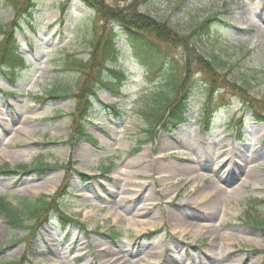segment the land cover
<instances>
[{"label": "rangeland", "instance_id": "obj_1", "mask_svg": "<svg viewBox=\"0 0 264 264\" xmlns=\"http://www.w3.org/2000/svg\"><path fill=\"white\" fill-rule=\"evenodd\" d=\"M103 1L136 4L181 40L189 41L200 23L213 19L208 37L189 42L214 59L217 92L207 101L212 80L195 67L186 123L172 132L161 129L146 142L149 124L142 111L167 94L166 68L177 69L181 78L182 46L153 33L129 39L119 23L106 24L83 0H20L18 7L0 0V22L15 27L21 54L31 63L18 79L0 72V168L16 170L0 172V196L27 212L38 197L59 194L66 185L61 208L87 225L64 228L53 210L50 223L29 238L28 214L18 228L0 215V264L24 255L28 264H264V204L253 206L264 200V120L254 119L249 107L260 105L264 118V0ZM110 26L120 33L121 51L110 67L124 70L126 80L121 93L102 89L93 99L86 129L98 143L81 139L70 147L83 76L69 62L88 63L95 35H110ZM134 39L154 63L163 60L162 70L152 74L135 59ZM229 70L227 81L239 90L226 88ZM107 76L119 80L112 71ZM53 91L58 97H49ZM166 154L171 158L162 159ZM41 161L67 169H17ZM201 196L199 204L190 203ZM181 221L190 223L188 231L179 228ZM114 230L120 237H113Z\"/></svg>", "mask_w": 264, "mask_h": 264}, {"label": "trees", "instance_id": "obj_2", "mask_svg": "<svg viewBox=\"0 0 264 264\" xmlns=\"http://www.w3.org/2000/svg\"><path fill=\"white\" fill-rule=\"evenodd\" d=\"M146 1V0H143ZM15 3H18L16 1ZM86 3L96 9V12L100 15L102 20L108 23H119L125 28L129 35L134 36L137 32L139 33H153V35L164 42H169L172 44H178L184 48L185 51V63L183 66V71L181 73V78L179 77V71L177 69L168 68L165 71V87L168 89L167 94L161 95L159 100H156V106L144 112L146 118L149 121V138L153 139L158 133L160 128H174L185 120V113L188 110V100L190 98L189 89L195 84L193 71L195 67H198L203 73H207L212 80V89L210 93L213 94L217 91L216 81L219 78L216 75V67L214 64V59L209 58V60L201 54V49L191 48L190 39L192 44H197V41H201L203 36H209L211 34V19H207L203 23H200L189 36L184 37V40L174 38L173 30L170 29L166 22H156L151 19L150 16L142 13L136 4H131L126 7H113L108 5L103 0H86ZM106 25H103V28ZM111 27V26H110ZM96 34V33H95ZM117 32L115 28H110V35L106 36L103 31L98 37L95 35V39L91 42L92 44V56L88 63L82 61L81 59H71L70 63H75L78 65V69L82 72L83 79L80 82L78 93L75 96L78 99V106L73 114V132L71 135V140L78 141L80 139L91 140V135L87 133L85 124L89 119V115L93 110V96H98L99 90L101 88H114L117 82L110 80L105 76V72L112 71L116 74V78L124 76L122 71H117L118 69L111 68L110 63H115L119 59L120 52L115 46ZM0 63L1 65L9 66V72L18 74L21 70L23 63L25 61L19 53L17 52L16 40L13 32H8L7 26L0 22ZM196 36H199V40H196ZM193 37L195 40H192ZM133 48L136 50L137 54L141 56L146 62H149L151 67L158 66L156 70H161L163 66V60L160 62H155L153 59H149L148 55L143 53L140 47L133 42ZM162 62V64H160ZM230 76V70L227 71L223 80L225 82L226 88L239 90L240 88L235 82L227 81ZM120 77V81H121ZM119 83V82H118ZM121 83V82H120ZM57 94L56 91L51 92V95ZM242 96V95H241ZM244 102L245 98L242 96ZM45 99V98H44ZM250 102V101H248ZM249 106V105H248ZM255 109V117L257 119H263L262 107L260 105H250ZM49 164L41 163L38 167L45 168ZM22 169H26L27 166H22ZM59 195V194H57ZM60 199H56L54 196H43L39 197L34 203L28 205L27 212L15 205L7 197H0V213L6 215L9 222L13 226H21L25 222V216L28 214L31 218L35 219L34 224L31 226L33 233L36 232L41 226H43L49 219V210L55 209L62 218H67L65 212L59 210ZM264 204L263 200H255L253 206L258 207ZM51 208V209H49ZM253 218V216H252ZM255 223L261 225V221L253 218ZM69 221H72L68 217Z\"/></svg>", "mask_w": 264, "mask_h": 264}, {"label": "bare ground", "instance_id": "obj_3", "mask_svg": "<svg viewBox=\"0 0 264 264\" xmlns=\"http://www.w3.org/2000/svg\"><path fill=\"white\" fill-rule=\"evenodd\" d=\"M171 146H172V144H171ZM162 159H164V160H167V159H169V158H171L170 157V155H164V156H162L161 157ZM171 171H169L168 173L170 174L169 175V178H172V175H173V173L175 172V169L174 168H172V169H170ZM166 176H168V175H163L162 176V178H166ZM202 176V175H201ZM216 184H217V182H215ZM220 190H223V189H220ZM203 199H204V197H198L196 200L194 199V202H190V203H192V204H199L200 202H202L203 201ZM186 222L187 221H181V225H178L179 226V228H181V230L182 231H184V232H186V231H188L189 230V226H190V223H188V225L186 224ZM135 225H137V226H140V224H138V223H135ZM197 227H200V226H198L197 225ZM227 240H229L230 241V239L227 237Z\"/></svg>", "mask_w": 264, "mask_h": 264}]
</instances>
